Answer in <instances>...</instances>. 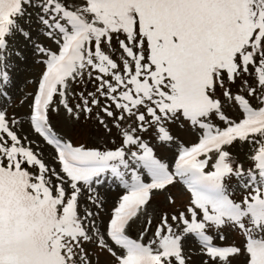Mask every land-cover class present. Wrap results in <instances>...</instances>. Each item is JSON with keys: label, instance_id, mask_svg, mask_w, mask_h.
<instances>
[{"label": "snow or ice", "instance_id": "obj_1", "mask_svg": "<svg viewBox=\"0 0 264 264\" xmlns=\"http://www.w3.org/2000/svg\"><path fill=\"white\" fill-rule=\"evenodd\" d=\"M25 2L0 0V50L16 32L31 39L20 24ZM42 8L48 18L42 16L41 23L51 29L49 37H58V51L39 48L47 58L28 122L54 146L60 167L46 163L10 126L22 122L10 121L0 110V264H92L86 243L107 252L115 264H190L182 246L188 235L202 245L207 259L201 264H232L238 257L243 264H264V0H83L79 6L44 0ZM120 34L125 39L118 41V63L110 46ZM250 68L260 89L257 106L225 88L226 80L252 74ZM90 70L99 74L97 92L120 110L116 116L103 108L117 127L125 114L134 117L136 127L121 131L122 144L114 150L74 145L50 124L49 113L61 106L78 119L81 111H92L89 103L99 105L93 94L89 101L83 93L82 104H69L71 83L85 73L92 78ZM8 79L0 69V82ZM218 86L241 109L238 121L214 98ZM256 93L248 88L250 97ZM213 116L225 126L212 123ZM181 118L203 130L197 143H177L171 134L166 122ZM149 127L159 142L177 144L171 165L136 134ZM236 141L254 145L252 168L236 164L227 150ZM108 175L125 191L102 230L99 211L81 214L79 201ZM233 178L251 189L239 201L226 184ZM177 180L191 193L186 208L171 216L181 231L163 214L153 239L144 242L148 228L132 238L127 229L144 214L153 191H165ZM87 199L103 207L98 198ZM226 226L243 234L242 247L214 243L209 233L215 229L223 241Z\"/></svg>", "mask_w": 264, "mask_h": 264}, {"label": "rangeland", "instance_id": "obj_2", "mask_svg": "<svg viewBox=\"0 0 264 264\" xmlns=\"http://www.w3.org/2000/svg\"><path fill=\"white\" fill-rule=\"evenodd\" d=\"M62 2L79 6L83 3V0H62ZM43 3L44 0H26L24 4L25 15L20 20V24L24 32L30 34L31 39H28L20 32H16L6 37V47L0 50V55L3 56V59L0 60V69L6 71L9 77L7 82H0V110L6 112L10 121L16 120L22 122L19 125L11 124L10 126L19 136L26 138V143H30L34 151H37L45 159L46 163L59 170L60 166L54 160L56 155L54 146L48 145L42 136L35 133L28 122V113L33 102V94L41 73L45 70V64L42 61L47 58L46 53H41L39 48L43 47L51 51H58V45L55 42L58 37L55 35L49 37L48 32L51 29L41 23L40 18L42 16L48 18V14L43 11ZM124 39L123 34L119 36L113 35L112 37L110 46L114 50L112 51V58L118 63H120L119 57L122 55L118 41ZM103 47L106 52L109 51V46L104 45ZM144 47L147 49V42H145ZM145 56H147V52H145ZM90 71H92V78H89L87 73H85L83 79H78L71 83L68 89L69 104L73 107L76 104H82L81 93H83L85 97L89 98V101L92 99V96H89V94H93L99 100V105L89 103L92 111L90 113L81 111L78 119L68 114L63 106H61L59 112L49 113L50 124L58 136L65 140H70L74 145L83 144L85 147L96 148L100 151L114 150L122 144L123 137L121 131L129 126L136 127V124L133 123L134 117L128 118L127 114H125V120L120 121V126L117 127V121L112 117H108L104 113L103 108L108 107L116 116L120 115V110L115 108V104L110 97L100 95L97 92L99 81L95 77L99 74L94 70ZM250 71L252 74L243 75L234 82L226 80L225 88L230 90L233 95L239 92V94L248 98L253 106H257L260 89L254 78V71L251 68ZM106 78L110 79V77ZM249 87L257 88L256 98L248 95ZM224 90V88L218 86L214 98L221 101L223 110L230 119L238 121L242 118L241 109L223 95ZM140 111H144V108L141 107ZM101 120H103V124ZM211 122L220 127L225 126L215 116L211 118ZM166 126L169 128L171 134L177 138V143L189 146L197 143L203 132L198 126L190 125L183 118L175 122L168 121L166 122ZM136 134L154 148L158 157L170 165L173 163L178 151L177 144L159 142L156 139V129L154 127H149L147 131L143 132L138 129ZM253 147L254 145L251 143L236 141L227 150L231 153L235 163L242 165L247 170L253 166V162L249 158ZM101 180V184L93 185L94 192L85 193L81 197L79 204L81 214L85 210L99 211L96 222L103 230L107 225L111 209L118 202L119 197L124 193L125 189L120 185L118 180H115L110 175L101 177ZM226 184L229 186L228 190L232 194V198L237 201L247 191L251 190L250 188L246 190L238 186L236 178L227 181ZM89 195L94 199L98 198L103 203V207L96 208L87 199ZM169 196L172 197V201L169 200ZM190 200L191 193L183 182L179 180L175 184L168 186L165 191H153L150 203L147 205L144 214L131 223L127 229V233L136 239L144 232L145 228H148V231L144 232V242L147 243L153 239V234L163 214L168 215L169 222L173 224L174 230L179 233L182 225H177V222L171 221V216L177 214L179 211H183L190 203ZM149 219L151 220L150 226L147 223ZM221 231L225 237L223 241L216 235L215 229L209 233L214 236V243L221 246L233 244L243 246L245 240L239 230L226 226ZM182 246L186 257L190 260V264H201L203 260L207 259L201 252L202 245L199 244L194 236L188 235L182 241ZM84 247L89 252L92 264H115L113 257L107 252H101L95 245L86 243ZM243 260V257H238L232 261V264H243Z\"/></svg>", "mask_w": 264, "mask_h": 264}]
</instances>
